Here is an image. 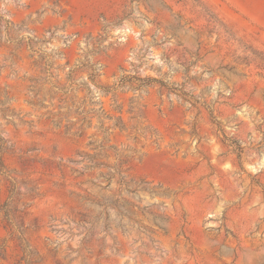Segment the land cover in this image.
Masks as SVG:
<instances>
[{"label":"rangeland","instance_id":"374dc122","mask_svg":"<svg viewBox=\"0 0 264 264\" xmlns=\"http://www.w3.org/2000/svg\"><path fill=\"white\" fill-rule=\"evenodd\" d=\"M0 136V264H264V0H0Z\"/></svg>","mask_w":264,"mask_h":264},{"label":"trees","instance_id":"16d2710c","mask_svg":"<svg viewBox=\"0 0 264 264\" xmlns=\"http://www.w3.org/2000/svg\"><path fill=\"white\" fill-rule=\"evenodd\" d=\"M87 70H88V80L91 81L92 83H94V80H95L96 74H97L95 67L89 66ZM152 84H159L160 86L166 88V90L168 92H175L176 91L173 88H168L167 86H165L163 83H161L160 81H158L156 79L145 78L142 80V79L137 78L136 76H131V75H124V76L120 77L118 79L116 85H115V89H123L125 87H129L133 90H139L143 87L151 86ZM4 149H5V141L0 136V155ZM4 174H5V171H4V167H3L2 158L0 156V175H4ZM15 190H16L15 186H12V189L10 190V197L8 198V200L11 199V194L13 195ZM121 192H124L126 195L132 194V192L129 191L128 189H123V191H121ZM86 200H88L90 203H95L99 206L104 207L107 210L106 211L107 219L109 218L108 209L110 210V208H116L119 216L126 217L129 220H132L133 218H135L137 216V212L135 211V209H139L134 204V202H132V198L127 199L124 196V194H122V193H118L116 196L112 195L108 198V200L105 199L103 202H100V203L94 202L92 199H89V197H86ZM2 210H3L4 218L6 220L10 221L9 210L7 209V202L2 207ZM138 224L140 225V222H138ZM105 226L108 227V224H106ZM140 227H142V226H140ZM143 230H147V229L145 227H143ZM20 241H21V245H22V251L24 254L22 260H24L25 264H29L27 259H26L28 251H26V247L23 244V242H24L23 239H21Z\"/></svg>","mask_w":264,"mask_h":264}]
</instances>
